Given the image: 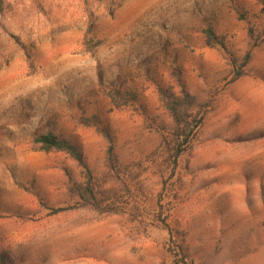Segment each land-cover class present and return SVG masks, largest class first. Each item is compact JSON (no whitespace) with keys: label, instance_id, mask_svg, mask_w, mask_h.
<instances>
[{"label":"rangeland","instance_id":"obj_1","mask_svg":"<svg viewBox=\"0 0 264 264\" xmlns=\"http://www.w3.org/2000/svg\"><path fill=\"white\" fill-rule=\"evenodd\" d=\"M206 29L225 52L206 46ZM175 71L206 113L173 163L156 84L178 91ZM114 82L138 101L115 109ZM91 114L112 151L80 124ZM47 132L82 163L42 151L33 136ZM182 253L264 264V0H0L4 264H172Z\"/></svg>","mask_w":264,"mask_h":264},{"label":"trees","instance_id":"obj_2","mask_svg":"<svg viewBox=\"0 0 264 264\" xmlns=\"http://www.w3.org/2000/svg\"><path fill=\"white\" fill-rule=\"evenodd\" d=\"M205 44L208 47L219 46L224 52L225 45L218 36L210 29L204 30ZM179 71H175V80L178 91L172 85L166 87L156 84L159 102L168 113L174 125L170 150L172 152L173 163L179 158L191 145L197 136L200 125L203 122L206 113L205 106L198 103L197 99L191 95L181 83ZM115 82L106 90L105 95L115 109L121 110L132 106L138 101L139 94L137 91L126 88L123 84L120 87L114 85ZM79 122L84 127H92L100 133L110 143L109 150L112 151L111 136L108 130L102 126L101 118L97 114L90 116H81ZM33 142L39 145L44 152L64 153L72 160L82 163V153L68 139L59 137L51 132L37 133L33 136ZM85 187V186H84ZM88 188V187H85ZM83 189L82 192H84ZM81 192V193H82ZM88 195V193L86 194ZM84 197V196H82ZM178 256V257H177ZM172 264H192L186 254L174 255ZM3 256H0V264H4Z\"/></svg>","mask_w":264,"mask_h":264}]
</instances>
